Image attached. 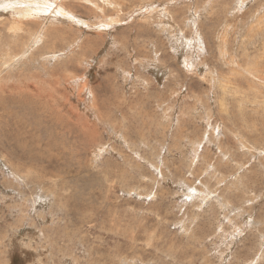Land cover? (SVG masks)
I'll list each match as a JSON object with an SVG mask.
<instances>
[{
	"label": "rangeland",
	"instance_id": "obj_1",
	"mask_svg": "<svg viewBox=\"0 0 264 264\" xmlns=\"http://www.w3.org/2000/svg\"><path fill=\"white\" fill-rule=\"evenodd\" d=\"M0 264H264V0H0Z\"/></svg>",
	"mask_w": 264,
	"mask_h": 264
}]
</instances>
